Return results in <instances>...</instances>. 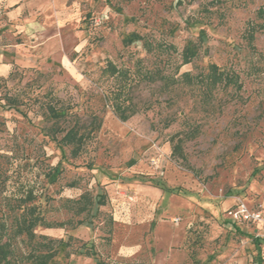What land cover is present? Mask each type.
<instances>
[{
	"label": "rangeland",
	"instance_id": "1",
	"mask_svg": "<svg viewBox=\"0 0 264 264\" xmlns=\"http://www.w3.org/2000/svg\"><path fill=\"white\" fill-rule=\"evenodd\" d=\"M261 8L0 0V230L15 264L50 238L51 264H264V241L227 212L264 209ZM213 64L237 84L207 82ZM73 126L86 134L77 155L63 139ZM31 206L33 241L15 235Z\"/></svg>",
	"mask_w": 264,
	"mask_h": 264
},
{
	"label": "trees",
	"instance_id": "2",
	"mask_svg": "<svg viewBox=\"0 0 264 264\" xmlns=\"http://www.w3.org/2000/svg\"><path fill=\"white\" fill-rule=\"evenodd\" d=\"M259 13L264 14V9L262 8L259 9ZM249 36L252 39L253 33L250 32ZM195 54H196L195 47H190V46L186 47L183 51V59H184L183 63L191 62L192 57L195 56ZM113 71H116L115 67L113 68ZM184 75H188V72H185ZM207 78H208L207 82H211V83L225 82L226 85L230 83L237 84L236 78H234L229 73L222 72V70L219 71L218 67L215 64L211 66V71L208 73ZM203 81H205V79ZM114 107L116 112L119 114L120 119L122 120L128 119L127 113H128V109L130 108V107L128 108V105L120 103V104H116ZM92 123H95L94 125H96V127L100 126V123L98 122V118H93ZM63 139L67 144L73 145L72 152L74 155H77L84 147L86 141V134L80 133L79 130L77 129V126H73L66 132ZM172 153L174 156L178 155L180 158L184 157L182 139L178 140L173 144ZM102 198L103 196L100 197V200ZM90 201H89L90 203H94L92 200ZM88 208H89L88 205H84L80 207V210L85 211ZM42 221H43L42 217L36 214V210L34 209L33 206H31L29 209H26L19 216H17V220L15 222V235L25 234L30 241H33L36 237L35 227L39 223H42ZM79 223L81 225L84 222H79ZM1 227L2 228L0 230V264H15L17 258L14 252L15 248L9 238L5 242H3L2 237L5 228L4 225H2ZM47 227H54V225L47 224ZM42 237L46 238L47 236H42ZM59 241H61V239ZM54 242L55 240L52 238L49 239L48 243L38 242L36 245L32 246V250L28 254H25L24 256L25 259L31 262L32 264H51V260L58 253L57 252L58 250L51 247V245ZM42 248H48L47 252H42L41 251ZM55 264H64V263L56 261ZM134 264H146V263H134Z\"/></svg>",
	"mask_w": 264,
	"mask_h": 264
},
{
	"label": "built area",
	"instance_id": "3",
	"mask_svg": "<svg viewBox=\"0 0 264 264\" xmlns=\"http://www.w3.org/2000/svg\"><path fill=\"white\" fill-rule=\"evenodd\" d=\"M227 212L234 223L240 225H257L259 231L256 236L258 238H264V209L254 208L243 201H237L228 208Z\"/></svg>",
	"mask_w": 264,
	"mask_h": 264
},
{
	"label": "crops",
	"instance_id": "4",
	"mask_svg": "<svg viewBox=\"0 0 264 264\" xmlns=\"http://www.w3.org/2000/svg\"><path fill=\"white\" fill-rule=\"evenodd\" d=\"M248 226H251V227H253V231H254V233H255V237H257L256 236V234L258 233V231H259V228H258V226L257 225H255V224H251V225H248ZM258 238V237H257ZM259 241H264V238L263 237H261V238H259L258 239Z\"/></svg>",
	"mask_w": 264,
	"mask_h": 264
}]
</instances>
